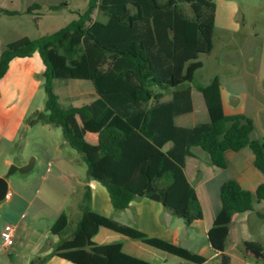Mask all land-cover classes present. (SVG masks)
I'll list each match as a JSON object with an SVG mask.
<instances>
[{
	"label": "trees",
	"instance_id": "trees-1",
	"mask_svg": "<svg viewBox=\"0 0 264 264\" xmlns=\"http://www.w3.org/2000/svg\"><path fill=\"white\" fill-rule=\"evenodd\" d=\"M33 7L41 8L38 4ZM94 8L105 19L91 20ZM0 11L19 14L17 10ZM215 19L214 0H88L78 18L59 30L8 43L0 53V79L12 59L38 52L46 66V100L42 110L27 118V125L32 128L43 122L60 127L65 141L87 164L86 180H98L106 187L115 210L147 197L191 225L203 218V208L185 173L184 157L196 156L199 149L208 154L212 164L225 168L227 152L249 148L255 168L264 174V138L253 137L257 130L254 120L243 113L225 112L219 77L208 85L194 84L204 65L201 56L211 54L214 47ZM193 85L204 95L210 121L193 127L173 126L170 150L151 142L142 152L128 154L123 143L131 139L134 130L128 119L136 117L138 129L147 133L159 108L171 106L173 115L191 112ZM166 92L172 93V100L163 103ZM85 99L90 101L66 108L61 105ZM111 111L125 123L100 129L93 145L95 156L91 157L85 137L71 129L68 119L82 113L88 121L102 122ZM220 200L222 209L210 240L223 250L233 216L252 211L264 201V182L246 188L239 179L231 178L222 184ZM91 202L87 186L80 206L82 217L68 238L61 237L68 225L66 213L53 224L51 233L58 238L54 254L73 264H156L126 252L120 241H94L99 231L107 230L194 264L206 261L184 247L95 212ZM243 245L264 253L259 243L244 241Z\"/></svg>",
	"mask_w": 264,
	"mask_h": 264
},
{
	"label": "crops",
	"instance_id": "crops-1",
	"mask_svg": "<svg viewBox=\"0 0 264 264\" xmlns=\"http://www.w3.org/2000/svg\"><path fill=\"white\" fill-rule=\"evenodd\" d=\"M214 1L216 3L215 30L219 28L239 32L240 24L237 20L239 5L233 0ZM86 3L88 4V0ZM29 8L31 7L19 10L0 7V10L19 11V14L16 15H8L0 11V19L3 16L29 13ZM90 16H92V11ZM16 29L18 30V28ZM25 36L28 35H20L8 40L5 35H0V53L8 43ZM28 37L37 38L38 36ZM214 48L215 43L213 50ZM229 63L235 64L231 61ZM251 65L248 67L244 65L243 67L251 80L250 82L238 84L230 81L225 84L219 75L214 77L217 76L221 80L225 112L227 114L243 113L249 116L257 126L253 137L264 138V102L262 106H236L232 100V95L237 94V92L244 96L249 95L250 85L253 87L254 93L264 95V42L260 53ZM45 69L46 66L38 52L27 57H16L10 61L6 74L0 79V149L13 148L21 132L30 129L26 123L27 118L34 111L44 108L46 94L43 87V74ZM239 87L243 91H236ZM171 100V92L166 93L162 98L163 103L171 102ZM192 100L193 110L188 113L173 115L171 106L155 110L151 129L147 133L138 129L136 117L129 118L128 121L131 122L134 130L131 139L123 143L124 150L130 155H136L151 142H159L162 149L170 150L173 126L193 127L198 123L210 121L204 95L195 85L192 87ZM89 101L90 99H85L64 102L61 105L66 108L79 106L82 102ZM68 121L73 131L85 137L87 145L89 143L88 136H91L93 150L97 134L105 126V120L95 124L86 120L82 113H75L69 117ZM118 121H120V126L125 123L121 118ZM36 126L51 129V125L43 122ZM63 143L66 142L59 141L58 144L53 145L57 157V168L52 177H40L41 183L46 181L49 192L45 198L40 200V205L30 197L28 180H25V188L22 191L13 189L11 182L8 181L9 186L5 200L12 202L14 197H17L15 203L20 202V207L26 211L21 213L16 221L14 217H8L5 226L1 229L2 232L9 227H15L16 231L14 244L8 248H0V264H32L37 260H41L40 264H73L54 254V246L58 238L53 237L51 227L64 212L68 216V225L61 237L68 238L71 236L77 222L82 217L80 206L87 186L90 187L91 205L95 212L120 224L133 227L150 237L165 240L203 256L206 261L199 264H262L261 259H257L247 252L243 242L259 243L264 248V201L256 205L252 211L237 213L233 216L229 225L225 249L221 250L214 247L210 240V231L215 226L222 209L220 200L222 184L231 178L239 179L246 188H254L258 183L264 182V174L255 168L254 156L249 148L237 152H227V167L225 168L212 164L208 154L199 149L196 150V156H186L182 159L185 173L195 187L203 208V218L187 225L181 217L175 215L162 203L147 197H138L126 209L115 210L106 187L98 180H86V163V173L84 175L79 173L78 163L80 160L77 154L63 151L61 147L64 145ZM94 156L93 152L92 157ZM4 162L10 164V156L6 157ZM4 175V171L0 169V176ZM1 205L2 203H0ZM18 208L14 211L19 215ZM50 209L53 219L48 221ZM94 241L100 244L120 241L123 243L126 252L156 264H194L165 251L149 248L137 239L107 230L99 231Z\"/></svg>",
	"mask_w": 264,
	"mask_h": 264
},
{
	"label": "rangeland",
	"instance_id": "rangeland-1",
	"mask_svg": "<svg viewBox=\"0 0 264 264\" xmlns=\"http://www.w3.org/2000/svg\"><path fill=\"white\" fill-rule=\"evenodd\" d=\"M233 1L239 5V12L237 14V20L240 24L239 32L226 31L219 28L215 30V48L211 54L201 56L204 67L197 71L194 84L207 85L215 75H219L225 81V84L230 81L237 82L238 84L251 81L248 74L243 70V67L244 65L248 67L253 64L254 59H256L262 49L264 42V0ZM35 4L40 5L41 8H33L31 13L25 12L17 16H3L0 19V35H5L6 39L9 40L20 35L40 37L53 33L78 18V12H83L87 6L86 0H0V7L19 10H25L28 7H33ZM96 18L105 19L94 8L91 20ZM229 61L235 62V64L229 63ZM236 91L241 92L243 89L239 87ZM249 92L247 96L238 94V92L237 94H233L232 100L235 105L262 106L264 95L254 93L251 85L249 86ZM118 119L120 120V117L115 111H111L105 119L104 125L120 127ZM91 122L97 124V122ZM88 140L86 152L92 157L91 136H88ZM59 141H65L60 127L51 126V129H43L41 126H34L21 132L13 148L7 150L5 148L0 149V169L4 171V174L8 173L13 164L22 166L23 163L34 160L35 166L31 171L27 173L16 171L7 177V180L11 182L12 188L18 191H22L25 188V180H28L30 197L31 199H35L39 205L40 200L45 198L46 194L49 193L46 181L41 183L40 177H52L55 172L57 157L53 150V145L58 144ZM63 144L61 146L63 151L77 154L80 160L78 170L81 175H84L86 173L85 162L69 143ZM8 156H10L11 163L5 164L4 159ZM50 163L52 164L51 166L49 165ZM14 198L12 202L5 199L0 201L2 203L0 206V233L8 217H14L16 221L21 213H25L26 211L22 210L20 202L15 203L17 197ZM11 204L15 205L11 206ZM10 206L13 208L11 209ZM17 208L19 215L14 211ZM49 217L47 220L51 221L53 219L51 209L49 210ZM0 248H2L1 237Z\"/></svg>",
	"mask_w": 264,
	"mask_h": 264
},
{
	"label": "water",
	"instance_id": "water-1",
	"mask_svg": "<svg viewBox=\"0 0 264 264\" xmlns=\"http://www.w3.org/2000/svg\"><path fill=\"white\" fill-rule=\"evenodd\" d=\"M33 166H34V160H32V161H30V162H28L22 166H18V165L13 164L7 174H5L4 176H0V201L4 200L7 196L8 186H9L7 177L12 175L16 171H20L22 173H27V172L31 171ZM246 250L253 257H255L257 259H261V260L264 259V253H262L261 251L256 250V249H250V248H246Z\"/></svg>",
	"mask_w": 264,
	"mask_h": 264
},
{
	"label": "built area",
	"instance_id": "built-area-1",
	"mask_svg": "<svg viewBox=\"0 0 264 264\" xmlns=\"http://www.w3.org/2000/svg\"><path fill=\"white\" fill-rule=\"evenodd\" d=\"M15 227H9L1 232L2 247L8 248L15 242Z\"/></svg>",
	"mask_w": 264,
	"mask_h": 264
}]
</instances>
